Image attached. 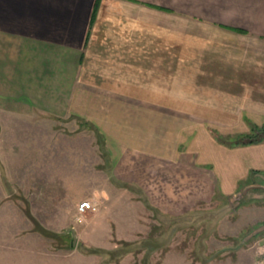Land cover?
Segmentation results:
<instances>
[{
    "label": "crops",
    "instance_id": "1",
    "mask_svg": "<svg viewBox=\"0 0 264 264\" xmlns=\"http://www.w3.org/2000/svg\"><path fill=\"white\" fill-rule=\"evenodd\" d=\"M47 116L53 127L73 117L95 129L106 154L96 166L121 181L116 191L145 192L154 206L174 191L192 192L187 207L204 192L264 188V140H224L264 127V0H0L8 213H19L11 198L20 192H55L58 201L59 192L107 186L91 183L90 158L75 151L82 137L57 136L47 147L10 134ZM28 159L46 170L49 161V182L34 173L26 186ZM38 233L32 245L43 242Z\"/></svg>",
    "mask_w": 264,
    "mask_h": 264
},
{
    "label": "rangeland",
    "instance_id": "2",
    "mask_svg": "<svg viewBox=\"0 0 264 264\" xmlns=\"http://www.w3.org/2000/svg\"><path fill=\"white\" fill-rule=\"evenodd\" d=\"M50 120L49 116L43 121L27 119L22 127L11 128L10 134L32 141L42 138L47 147L57 136L82 137L74 143L75 151L90 158L91 183L107 186L101 193L59 192L58 201L55 192H20L11 198L20 200L16 202L19 213H8L3 204L9 202H4L0 205V264H264V188L259 181L231 197L219 192L211 199L204 192L196 206L184 207L185 203L195 205L187 200L192 192H168L166 200L159 202L166 206H154L145 192L116 191L121 181L108 167L96 166L106 154L95 129L73 117L57 122L56 127ZM237 137L224 140L231 145ZM32 155L33 151L28 157ZM28 160L26 186L34 187V173L39 181L49 182V161L46 170L40 165L35 168V161ZM84 201L94 203L97 210L79 222L78 205ZM70 228L76 233L75 244ZM38 232L44 235L43 242L32 245L30 235H40ZM50 233L59 236L51 238Z\"/></svg>",
    "mask_w": 264,
    "mask_h": 264
},
{
    "label": "trees",
    "instance_id": "3",
    "mask_svg": "<svg viewBox=\"0 0 264 264\" xmlns=\"http://www.w3.org/2000/svg\"><path fill=\"white\" fill-rule=\"evenodd\" d=\"M253 132H257V134H259V135H257V134L255 135ZM263 140H264V127H262V128L253 127L251 134L241 135V136L239 135V137H237L236 142L233 144L234 145H241V144L259 142V141H263ZM233 144H231V145H233Z\"/></svg>",
    "mask_w": 264,
    "mask_h": 264
},
{
    "label": "built area",
    "instance_id": "4",
    "mask_svg": "<svg viewBox=\"0 0 264 264\" xmlns=\"http://www.w3.org/2000/svg\"><path fill=\"white\" fill-rule=\"evenodd\" d=\"M97 210V207L91 201H84L78 205V216L77 221L81 222L83 217L90 212H94Z\"/></svg>",
    "mask_w": 264,
    "mask_h": 264
},
{
    "label": "water",
    "instance_id": "5",
    "mask_svg": "<svg viewBox=\"0 0 264 264\" xmlns=\"http://www.w3.org/2000/svg\"><path fill=\"white\" fill-rule=\"evenodd\" d=\"M68 232L71 233L72 238H73V244H75V241H76V233H75V230L73 228H70V229H68Z\"/></svg>",
    "mask_w": 264,
    "mask_h": 264
}]
</instances>
